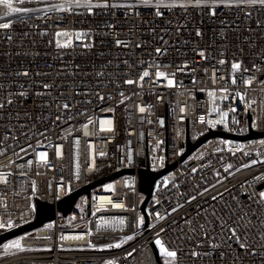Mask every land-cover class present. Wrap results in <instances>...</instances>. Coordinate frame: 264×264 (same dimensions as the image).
<instances>
[{
  "label": "built area",
  "instance_id": "built-area-1",
  "mask_svg": "<svg viewBox=\"0 0 264 264\" xmlns=\"http://www.w3.org/2000/svg\"><path fill=\"white\" fill-rule=\"evenodd\" d=\"M13 4L30 11L5 15L6 10L0 6V23L13 25L0 29V73L28 71L30 75L0 76V84L5 86V90H0V102L5 101L6 90L28 93L26 98L11 97L14 104L0 111V153H4L0 155V175L7 178L6 183L0 182V224L4 225L0 234L33 220L37 200L53 204L54 212L42 223L2 240L0 264H103L108 259L117 264H165L156 240L160 239L166 247L180 246L185 253L191 251L194 246L186 242L189 229L184 219L195 218L199 224H205V219L197 216L198 207L203 216L211 219V204L219 209L222 203H236L233 197L245 202L244 193L259 191L264 182V163L249 168L242 165L253 159L264 161V147L258 146L264 135L240 137L250 130L264 131V92L259 84L246 88L240 77L248 73L242 71L236 73L237 84H231V62L241 60L250 66L255 57L248 46L264 48V28L253 24L258 15L255 11L252 19L235 10H225L211 18L192 9L186 16L176 9L158 18L147 8H141L138 16L127 17L122 11L101 9L94 10L93 15L77 14L85 13V9L71 10L72 0H13ZM55 5L70 10L62 12ZM259 19L264 22V12ZM109 24L115 27H107ZM250 25L254 30L248 32ZM198 28L203 38L195 36ZM58 29L73 34L70 47H56L54 34ZM80 32L88 35L77 39L75 34ZM221 32L227 39L221 37ZM117 38L130 41L131 46L117 47ZM137 43L142 46L135 47ZM157 47L165 51L158 55ZM241 48L245 51L241 52ZM201 49L208 55L206 61L196 54ZM220 59L227 63L221 65ZM150 64L160 65L159 70L174 79V87H168L165 78L157 79L156 69L148 67ZM260 66L264 68V64ZM145 69L150 76L142 87L139 83L124 82L138 81ZM213 70L216 77L224 79L213 83ZM37 72L42 74L37 76ZM256 75L264 79V72ZM44 82L53 87L40 88ZM19 84L24 88L20 89ZM221 85L227 92L221 91ZM35 91L45 94L36 96ZM121 92L130 99L122 97ZM209 92L215 96H209ZM237 92L245 94V99L241 100ZM97 94L105 99L100 100ZM65 103L68 109H63ZM140 107L145 109L143 113ZM233 107L236 111H229ZM222 112H228L225 123L214 127L206 123L220 120ZM209 130L232 136L207 138L180 159L187 144ZM238 147L242 151H236ZM22 148L27 151H21ZM39 152L47 153L45 160L39 158ZM172 162L175 166L154 180L142 209L137 170L157 171ZM229 164L233 167L225 171ZM121 169L132 172L92 187L89 194H79L66 213L56 208L61 197ZM109 185L112 187L108 188ZM205 188L209 189L206 193ZM219 193H223V198L211 201V196ZM192 196L197 199L188 203ZM109 199L123 203L128 210L113 208L106 202ZM173 207L176 212L171 211ZM204 209L208 212L204 213ZM252 210L264 219V208L252 204ZM156 213L167 219L158 218ZM141 216L143 225L138 224ZM121 219L125 221L123 225L119 223ZM252 225L255 230H250L248 236L257 252L255 256L239 251L235 241H231L232 247L223 243L216 250L207 248L211 252L208 256L182 255L180 264H264V241L260 240L264 229L255 216ZM212 235L217 236L216 243L225 239L218 228ZM128 236L133 239L127 240ZM18 239L28 250L13 248L5 252L3 245ZM116 243L121 247H105ZM129 252L133 255L128 256Z\"/></svg>",
  "mask_w": 264,
  "mask_h": 264
},
{
  "label": "snow or ice",
  "instance_id": "snow-or-ice-1",
  "mask_svg": "<svg viewBox=\"0 0 264 264\" xmlns=\"http://www.w3.org/2000/svg\"><path fill=\"white\" fill-rule=\"evenodd\" d=\"M21 3H24V0H20ZM0 6H3V8L6 10L5 15H11L13 13H27L30 11L29 8L26 7H15L13 4V0H0ZM59 11H69L70 8H66L64 5H55ZM75 8H83L85 9V13H77V14H88V15H93L94 10L96 9H101V10H106L108 12H113V11H122L124 15L131 16V15H140V9L141 8H147L149 9L156 17L158 18H163L166 13H172L174 10L179 9L182 10L185 13V16L187 15L188 11L190 9L195 10L198 15H207L211 18H216L222 14L225 13V10L228 12L231 11H238L243 14L244 18L247 19H252L253 17V12L255 11L257 15V19L253 20V24L255 25L256 28H264V22H262L259 19V14L261 12H264V0H138V2H133V3H112L110 0H98V2L93 3L92 0H72V6L71 10H74ZM223 23V21H221ZM171 23V21H169ZM12 23L11 22H6V23H0V29H10L12 28ZM109 28H114L115 25L109 24L107 25ZM182 27L178 25V28ZM253 27L250 25L246 31L251 32L253 31ZM73 34L70 32H58L56 33L57 37H66L69 38L65 41V43L61 44L60 40L57 39L56 41V47L57 48H68L71 46V39L70 37ZM76 38L80 39L81 37L87 36L88 33H76ZM221 37L223 39H227L225 34L223 32L220 33ZM195 36L198 38H203V32L198 28L195 31ZM9 40L12 39L11 36L7 37ZM163 40V37L160 38ZM166 43V41H165ZM187 43V41H185ZM115 44L117 47H130L131 42L130 41H124L119 38L115 40ZM84 47H89V45L85 44L83 45ZM142 45L140 43L135 44V47L139 48ZM249 49L251 50V55L255 57V60L250 62V66H245L244 61L241 60H233L231 62V68L233 70V75L231 77V84L235 86L237 84V76L236 73L238 72H243V73H248L247 76H241L240 79L243 80V83L246 88H253L254 85H261L262 87L260 88L261 92H264V79L258 77L256 75V72H264V68H262L260 65L264 64V48H258L257 46L254 45H249ZM165 50L157 47L155 49V52L159 55ZM241 52H244L245 49L241 48ZM201 59L207 60L208 55L206 54V51L201 49L198 50L196 53ZM223 55V53H221ZM127 63V61H125ZM141 63H144L143 61ZM219 63L221 65H224L227 63L225 59H220ZM148 67H155V76L157 79L160 78H165L167 79V86L168 87H174L175 81L173 78H169L165 72L159 70L160 65H149ZM184 67H188L187 64L184 65ZM255 69V71H253ZM195 70V69H193ZM207 71V70H205ZM42 73L37 72L35 75L39 76ZM9 75H14V76H23V77H28L30 74L28 71H23V72H15L14 74L10 73H0V76H9ZM44 75H47L44 73ZM99 75H103V73H99ZM175 73L172 74L174 77ZM150 76V72L145 69L142 74L139 76L138 81L133 80V79H126L124 82L128 85L136 84L139 83V85L142 87L143 84L142 82L145 80V78ZM216 79L223 80L224 77H216V72L213 70L212 73V80L213 83H215ZM195 82V81H193ZM9 89L12 87L11 84H9ZM53 87L52 84L48 82H44L40 85V88L42 89H51ZM19 88L23 89L24 85L19 84ZM0 90H5L4 84H0ZM7 91V96L5 101L0 102V111H6L9 106L14 104V100L11 98L13 96L18 97V98H26L28 96V93L26 91H18V92H13L11 90H6ZM221 91L227 92V88L221 85ZM45 93L41 91H35L34 95L40 96L44 95ZM63 95V93H61ZM98 98L100 100H104L105 96H100L99 94ZM120 95L124 97V93L121 92ZM209 96L214 97L215 93L214 92H209ZM237 96L241 100L245 99V94H242L240 92L236 93ZM110 98V97H109ZM125 99H130V97H124ZM123 103V101H121ZM252 103H256V101H253ZM250 107V105H248ZM63 109H68L69 105L67 103L62 105ZM139 111L143 113L145 109L143 107L139 108ZM183 111V109H181ZM229 111L235 112L236 109L230 108ZM10 115V113H9ZM19 116V113L17 112L16 114ZM228 117V112H222L221 113V119L217 121H212L208 120L206 121L207 124L211 126H215L216 124L219 123H225L226 119ZM57 120H60V116L57 115L56 117ZM235 123H239V121H234ZM108 123H111L110 121ZM161 124L164 123L163 120L160 121ZM227 126V125H225ZM23 128L24 125H21ZM87 127V125H85ZM110 130V129H109ZM11 132V129L8 130ZM25 135H27L25 133ZM4 139L7 140V133L4 136ZM14 139H18V137H14ZM223 143L230 145L231 141H223ZM257 143V142H254ZM31 147V145H29ZM258 146L264 147V140H260L258 142ZM249 147H252L250 145ZM220 150V149H218ZM230 152H232V149H228ZM21 151H27L26 149H21ZM236 151H242L241 148H237ZM4 153H0L2 155ZM233 155H235V152H232ZM39 158L41 160H45L47 157L46 152H39L37 153ZM101 155H104V153H101ZM244 155H248V153H244ZM257 163H264V161H259L257 159H253L250 164L245 163L242 165L244 168H249L252 165H255ZM28 164H31V161H28ZM233 166L231 164L228 165V168L225 169V171H228L229 168H232ZM240 169L238 168L237 171ZM193 172L196 171L195 168L192 169ZM7 178L5 176L0 175V182H5L6 183ZM168 181H165V187L167 186ZM108 188H111L112 186L109 185L107 186ZM213 188H215V185H212ZM227 190V189H226ZM209 189L205 188L204 192H208ZM204 193H200V195H203ZM244 196L246 198L245 202H240L237 197H233V200L236 201V203L229 205L227 202L222 203L220 205V208L218 209L216 205L213 203L210 205L211 212H210V217L209 219L207 216H203L200 208L198 207L197 209V216L204 218L205 219V224L209 225V227H206L205 224H199L198 221L193 218L191 220L189 219H184V224L188 227L189 232L185 234L186 236V242L191 243L194 247L191 251L185 253V250L180 247H166L165 244L160 240H156V244L159 246V251L162 257L165 258V264H180V256L187 254L190 257L193 258H199L202 255L203 256H208L211 254L207 248H210L212 250L219 249L223 246V243H227L228 247H232V244L230 243L231 241H235L236 245L238 246V250L242 251L246 254L253 255L255 256L257 252L254 250V246L249 243V236L248 233L250 230H255V225H252V218L255 216L257 220L260 222V228L264 229V219H261L255 211L252 210V204H256L258 207L264 208V190L256 191L253 190L252 193H244ZM223 198V193H219V195H212L211 196V201H218ZM103 199V198H102ZM197 199L196 196H192L190 200H188V203H191L192 201H195ZM108 204H110L113 208L115 209H124L123 203L120 202H114L112 200H107L106 201ZM184 205H180L182 208ZM128 210V209H124ZM97 211H101V209H97ZM172 212H176L177 208L173 207L171 209ZM204 213H207L208 210L204 209ZM251 213V215H249ZM96 213H93L95 215ZM168 215H171L169 213ZM156 216L160 219H167V217H161L159 213H156ZM183 219V218H182ZM120 224H124L125 221L121 219L119 221ZM144 223V218L141 216L138 219V224L143 225ZM11 227V224L9 223L8 225ZM4 227L3 224H0V228ZM177 227H179V223H177ZM219 229V234H222L225 239L222 243H216L217 236L212 235V233L216 232V229ZM161 231H166L165 228H161ZM181 231H184V229L181 228ZM91 234V233H89ZM160 233H157V237H159ZM83 237H76V239H82ZM127 240L133 239L132 236L126 237ZM260 240L264 241V234L260 235ZM105 247L107 248H120L121 244L116 243V244H108ZM264 247V245H262ZM3 248L5 249V252H7L8 249H18L20 251H26L28 249H25L22 247L21 240H13L10 241L9 243H6L3 245ZM196 249H201L202 251H197ZM135 250H133L134 252ZM133 252H129L128 256H132ZM221 257L224 256V253H220ZM103 264H117V261L114 259H108L103 262Z\"/></svg>",
  "mask_w": 264,
  "mask_h": 264
},
{
  "label": "water",
  "instance_id": "water-1",
  "mask_svg": "<svg viewBox=\"0 0 264 264\" xmlns=\"http://www.w3.org/2000/svg\"><path fill=\"white\" fill-rule=\"evenodd\" d=\"M264 135V131L263 132H259V131H253L250 130L247 134L242 135L240 138H251V137H255L258 135ZM213 136H232L228 133H225L223 131L220 130H209L207 133H205L203 136H201L198 140H196L195 142H191L187 144V148L186 151L180 156V159H183L191 150H193L194 148H196L200 143H202L203 141H205L207 138L213 137ZM175 166V162H172L170 164H167L164 168L154 171V170H150L149 168H140L137 170V175H138V188L139 191L143 194V199L140 203V207L142 209H144L149 197H150V193H151V188H152V184L154 182V180L162 175L164 172H166L167 170L173 168ZM125 172H132L131 169H121L118 170L114 173H111L109 175H106L100 179H97L96 181H93L83 187H80L76 190H74L73 192L61 197L57 203H56V208L58 210H60L63 213H66L71 206L73 205L76 197L81 194V193H87L89 194V191L92 187L101 184L111 178H113L114 176H117L119 174L125 173ZM264 186V182L261 183L259 185V187ZM54 212V206L51 203L42 201V200H37L36 201V215L34 217L33 220H31L28 223H25L23 225H20L14 229H11L9 231H5L4 233L0 234V242L8 237H11L13 235H16L18 233H21L23 231H26L40 223H42L43 221H45L46 219H48L49 217L52 216Z\"/></svg>",
  "mask_w": 264,
  "mask_h": 264
},
{
  "label": "rangeland",
  "instance_id": "rangeland-1",
  "mask_svg": "<svg viewBox=\"0 0 264 264\" xmlns=\"http://www.w3.org/2000/svg\"><path fill=\"white\" fill-rule=\"evenodd\" d=\"M65 31H67V30H65V29H58V30H56L55 31V34H54V37H55V40L57 41V39H59L60 40V43H65V41L67 40V39H69V38H66V37H57L56 36V33H58V32H65ZM68 32V31H67ZM260 190H264V187H261V188H259V191Z\"/></svg>",
  "mask_w": 264,
  "mask_h": 264
},
{
  "label": "bare ground",
  "instance_id": "bare-ground-1",
  "mask_svg": "<svg viewBox=\"0 0 264 264\" xmlns=\"http://www.w3.org/2000/svg\"><path fill=\"white\" fill-rule=\"evenodd\" d=\"M69 236H71V234H66V237H69Z\"/></svg>",
  "mask_w": 264,
  "mask_h": 264
}]
</instances>
